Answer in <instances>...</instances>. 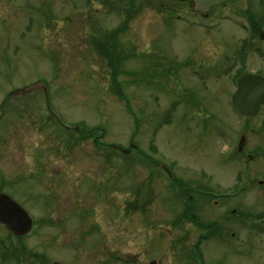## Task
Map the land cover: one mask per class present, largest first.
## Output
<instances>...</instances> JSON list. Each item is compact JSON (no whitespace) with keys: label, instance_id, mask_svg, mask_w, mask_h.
Segmentation results:
<instances>
[{"label":"rangeland","instance_id":"374dc122","mask_svg":"<svg viewBox=\"0 0 264 264\" xmlns=\"http://www.w3.org/2000/svg\"><path fill=\"white\" fill-rule=\"evenodd\" d=\"M262 29L264 0L204 18L183 0H0V194L33 222L0 226V264H264L263 237L244 242L264 187L236 191L264 182V107L230 103L239 75L264 79ZM225 212L243 225L199 256Z\"/></svg>","mask_w":264,"mask_h":264},{"label":"water","instance_id":"95a60500","mask_svg":"<svg viewBox=\"0 0 264 264\" xmlns=\"http://www.w3.org/2000/svg\"><path fill=\"white\" fill-rule=\"evenodd\" d=\"M194 12L206 14L211 8L228 2L229 0H189ZM264 41V31L260 33ZM15 94V93H14ZM11 96V95H10ZM233 108L244 118L251 119L258 115L264 106V80L255 75H243L236 81V90L231 97ZM244 137L238 144V152L244 146ZM134 149V146L130 147ZM123 155H128L130 150H120ZM0 225L14 237H25L32 229V221L28 214L8 196L0 194ZM58 264V263H53ZM150 264H156L152 262Z\"/></svg>","mask_w":264,"mask_h":264},{"label":"flooded vegetation","instance_id":"af4514ba","mask_svg":"<svg viewBox=\"0 0 264 264\" xmlns=\"http://www.w3.org/2000/svg\"><path fill=\"white\" fill-rule=\"evenodd\" d=\"M187 1V0H185ZM232 1V0H231ZM188 2V1H187ZM230 2V1H229ZM190 3V2H189ZM228 3V2H227ZM225 3V4H227ZM225 4L221 5V6H218L219 8H222ZM196 16H199L201 18H204V17H207V15H204V14H194ZM248 30H250V28H248ZM264 29H262L261 31L258 32V39L259 41L264 45V41H261L260 39V33L263 32ZM251 161H253V155H247L246 157V160H245V165H248V163H251ZM256 177H248V174L246 173L245 175V185L242 186V188H239L236 189V191L238 190L239 191H247L248 189H250L252 186H254L256 184V186L258 187H264V182L261 181V178L257 177V179H255ZM264 179V178H262ZM253 180V181H252ZM185 193L187 192L186 190H183ZM204 195V194H202ZM219 198H232L234 197L235 194H230V195H225V194H218ZM188 201L190 202L191 201V197H188ZM185 211H188L186 217H188L189 219L191 220H194L196 221L197 220V217H196V213L194 212V209H192L190 206L186 205L185 207ZM225 211V210H224ZM229 214L231 215H236L232 210L228 211ZM244 218H246V216H242V217H239V218H235L234 220L231 219L228 214L225 212V213H221L220 216H219V219L218 221H214L213 223V226H214V232L211 237H207V236H201L199 237V240L197 242V245L194 246V249L196 251V249L199 247V245L201 243H205L207 242L208 240H210L211 238L212 239H218V240H221L224 235L226 234L227 231H229V229L231 227H237V226H242L243 223H244ZM250 220L251 222V225H250V232L247 233V237H246V241H244L245 243H247V245L249 244L251 247L254 245V241L252 240V233H256V235H260L262 236L263 238H260V240H257L255 241V243H263L264 242V212H258L256 213L254 216L252 215L250 217ZM197 224H199L198 220L196 221ZM209 225H207L208 227ZM197 252V251H196ZM199 256L201 254L197 253Z\"/></svg>","mask_w":264,"mask_h":264}]
</instances>
